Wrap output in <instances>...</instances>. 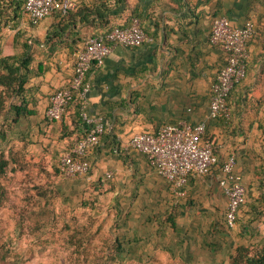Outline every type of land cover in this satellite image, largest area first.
<instances>
[{
	"label": "crops",
	"instance_id": "0c3cea01",
	"mask_svg": "<svg viewBox=\"0 0 264 264\" xmlns=\"http://www.w3.org/2000/svg\"><path fill=\"white\" fill-rule=\"evenodd\" d=\"M133 9L149 41L136 48L114 46L85 78L87 112L107 123L99 145L87 152L92 171L88 179L97 181L103 172H110L116 195L126 187L132 188V194L139 189V196L145 190L147 201L167 198L168 207L177 203L176 196L186 195L189 209L184 215L186 226L179 229L182 243L169 247L173 254L151 247L167 252L170 262L230 264L238 250L242 256L264 255V0H128L126 13L117 23L124 24ZM218 17L227 18L233 27L251 21L255 28L248 43L246 76L229 97V120L214 119L209 111L211 85L226 63L225 53L209 41ZM57 21L50 16L32 26L23 12L13 28H4L7 35L0 30L2 56L17 54L20 44L32 43L38 48L36 53L32 50L33 65L41 63L43 69L26 85L27 108L35 113L15 125L16 140L26 143L30 154L47 152L54 158L62 149L68 151L88 129L78 123L73 104L60 121L46 120L45 111L51 94L68 86L76 54L84 46V36L91 33L83 32L80 41L69 34L51 47L45 36ZM15 37L19 42L15 43ZM183 122L205 125L218 162L207 176L190 177L181 195L131 147L130 139L138 132L154 133L163 125ZM230 154L247 189V203L235 225L227 228L223 226L227 199L218 178ZM153 256L146 259L144 255L139 263Z\"/></svg>",
	"mask_w": 264,
	"mask_h": 264
},
{
	"label": "rangeland",
	"instance_id": "374dc122",
	"mask_svg": "<svg viewBox=\"0 0 264 264\" xmlns=\"http://www.w3.org/2000/svg\"><path fill=\"white\" fill-rule=\"evenodd\" d=\"M2 31L7 35V29ZM31 46L36 53L38 48ZM16 139L9 130L7 142L0 146L9 161L0 175V264H183L170 262L167 252L151 250L154 238L143 247L144 254L154 255L150 261L139 263L130 258L118 262L114 257L118 235L135 232L145 237L160 226L170 209L167 198L150 203L145 190L139 196L135 189L138 197L134 199L129 197V187L116 195L112 179L104 172L97 181L88 179L91 170L66 177L58 168L64 149L56 158L47 152L30 154L27 144ZM185 196L175 197L172 210L179 212L176 220L180 228L187 222ZM151 214L158 222H149ZM134 252L139 257V247Z\"/></svg>",
	"mask_w": 264,
	"mask_h": 264
},
{
	"label": "built area",
	"instance_id": "2783aa9c",
	"mask_svg": "<svg viewBox=\"0 0 264 264\" xmlns=\"http://www.w3.org/2000/svg\"><path fill=\"white\" fill-rule=\"evenodd\" d=\"M75 7L73 0H25L24 13L31 25H38L53 12L64 14ZM254 24L247 21L241 27H233L225 17L213 20L209 41L226 55V63L219 70L211 85L210 117L229 120L231 108L229 97L236 84L246 76L248 42L254 34ZM149 41L138 18H132L122 27H116L103 36L88 37L75 57L74 70L66 88L58 90L51 98L45 117L60 121L68 102L74 96L80 103V118L87 126L86 134L59 159L58 168L66 177L88 174L90 162L87 152L100 143L107 123L103 117L87 112L86 93L89 85L87 73L110 54L114 46L136 48ZM206 127L199 124H168L156 132H138L130 139L131 147L145 156L149 166L178 194L183 195L192 176L202 177L211 173L218 159L211 141L204 139ZM235 157L228 155L220 166L218 186L227 199L225 221L227 227L235 225L239 207L245 202V187L235 170ZM106 178H112L110 172Z\"/></svg>",
	"mask_w": 264,
	"mask_h": 264
},
{
	"label": "trees",
	"instance_id": "16d2710c",
	"mask_svg": "<svg viewBox=\"0 0 264 264\" xmlns=\"http://www.w3.org/2000/svg\"><path fill=\"white\" fill-rule=\"evenodd\" d=\"M73 1L75 3L73 9L64 14L53 12L50 15L55 21L58 20L52 25L51 29H49L45 36V43H49L51 47L55 46L56 43L62 42L63 39L68 38L69 34H75V41H80L83 39V32L91 31V33L84 36L86 37L85 39L88 37L103 36L116 27L127 25L134 17L139 19V14L133 9L131 10L129 17L126 18L124 24L117 23L116 20L126 13L128 0H90L87 3L78 0ZM24 2L25 0H0V30L6 27L13 28V25L17 23L24 12ZM16 42H19V40L15 37V43ZM20 45L21 52L17 54L15 53L11 56H2L0 54V120H2L0 128V146L2 143L7 142L9 130L12 132L15 131L13 133L17 135L18 131L15 125H17L22 118L35 113L33 110L27 108L25 90L30 78L32 76H38L42 72V64L39 63L37 67H34L33 65L34 56L31 50L32 43H22ZM37 45H39V42H37ZM58 90L51 94L49 104L52 96ZM72 104L77 110L76 115L79 119L78 123L82 122L85 125L80 118V103L75 100L74 96L68 102L66 111ZM204 139H207L206 135H204ZM8 165V159L4 157L2 152H0V175L6 172ZM245 192V202L239 207V210L247 203L246 187ZM131 197L135 199L138 195L136 197L135 193H133ZM174 207L175 204L172 205L170 209L166 210L163 222L159 223L160 226L158 228L154 227L155 230L147 236L141 237L135 232H132L130 235H118L114 242V257L117 261L124 262L130 258H134L142 262L141 258H143L144 255L146 256V259H149L151 255H148V253L144 254L143 247L145 242H151V239L153 238L155 239V244L153 243L155 249L161 248L162 250L171 251V254H173V248L171 250L169 247H177L182 243V238L179 234L180 227L176 220L179 212L177 209H174V212H172ZM148 220L149 222H158L159 218L155 216L153 217L151 214L148 216ZM223 226L227 227L225 213ZM161 240H164V242ZM157 241L161 242L156 245ZM136 247H139V257L137 258L133 255ZM240 251L241 250H238L237 255L231 256L230 264H264V255L258 257L242 256Z\"/></svg>",
	"mask_w": 264,
	"mask_h": 264
}]
</instances>
